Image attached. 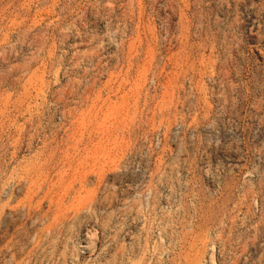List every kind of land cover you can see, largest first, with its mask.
Instances as JSON below:
<instances>
[{
	"label": "rangeland",
	"instance_id": "374dc122",
	"mask_svg": "<svg viewBox=\"0 0 264 264\" xmlns=\"http://www.w3.org/2000/svg\"><path fill=\"white\" fill-rule=\"evenodd\" d=\"M0 264H264V0H0Z\"/></svg>",
	"mask_w": 264,
	"mask_h": 264
}]
</instances>
